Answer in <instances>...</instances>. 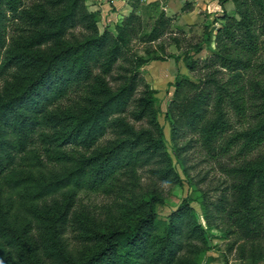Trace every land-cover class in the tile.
<instances>
[{
	"label": "trees",
	"instance_id": "16d2710c",
	"mask_svg": "<svg viewBox=\"0 0 264 264\" xmlns=\"http://www.w3.org/2000/svg\"><path fill=\"white\" fill-rule=\"evenodd\" d=\"M138 2L114 33L100 32L87 0H0V264H198L210 250L188 198L163 218L162 193H139L142 168L181 182L143 74L167 58L202 72L171 85L174 154L198 143L229 161L220 163L233 179L229 195L207 214L264 260V249L255 253L264 243V0H233L204 61L139 53L136 44L161 40L172 17L161 11L147 32ZM185 135L193 137L179 147ZM93 194L126 199L113 223L76 213Z\"/></svg>",
	"mask_w": 264,
	"mask_h": 264
},
{
	"label": "rangeland",
	"instance_id": "374dc122",
	"mask_svg": "<svg viewBox=\"0 0 264 264\" xmlns=\"http://www.w3.org/2000/svg\"><path fill=\"white\" fill-rule=\"evenodd\" d=\"M92 1V0H91ZM109 1V0H107ZM132 2V0H130ZM135 1V0H134ZM163 2V0H161ZM157 0H139V14L143 19L144 30L150 32L159 17L161 11L172 17L171 25L167 34L161 40L153 44H136V50L145 55L144 50L150 47L155 50L154 53L160 57H165L168 53L183 56L190 53L195 59L204 61L215 50L214 34L222 22L214 11L208 7L193 10L192 15H187L190 10L176 11L164 9L166 4ZM162 3V4H161ZM88 5V4H87ZM191 5V4H190ZM232 5L235 8L234 3ZM191 7V6H190ZM110 10V14L113 10ZM115 10V9H114ZM179 12V13H178ZM129 14V13H128ZM118 18V20H121ZM120 21L113 18L103 20L99 14L98 26L100 32L110 29L115 33V25ZM77 32H80L79 30ZM208 34H211V40H208ZM174 38L179 39L180 45L177 47ZM202 45L203 50L195 53L196 47ZM162 46L166 47V52ZM143 74L146 81L157 91V107L159 109V121L164 127L167 140L168 150L174 157L175 167L180 175L181 182L177 184L161 182L157 180L148 168H142L138 174L140 176L139 193H146L156 190L161 192L165 201L157 205V213L160 217L166 218L174 209L180 206L184 199L188 198L200 223L206 229L210 242V250L206 254L199 256L198 264H264V260L254 261L252 254V242L247 241L233 231L220 218L216 219L209 216L205 206L213 209L221 198L229 195V185L233 179L229 178L220 163L228 160H212L206 155V151L198 143H193L191 147H185L181 156L177 158L174 154L172 141V124L173 118L167 113L168 104L173 98L174 86H171L177 77H186L195 81L202 76L201 71H190L183 59L176 62L173 58H167L166 61L150 60L143 68ZM143 87L139 88L138 94ZM70 100H66L65 105H69ZM193 136L185 135L180 137L179 147L186 145ZM117 196V195H116ZM127 203L125 198L106 196L102 194H93L90 196L82 195L77 204L76 213L85 211L91 217L103 220L105 223H113L114 218L121 215L124 204ZM213 213V210L212 212ZM76 224V223H75ZM70 227L68 236L73 241L76 240L73 229ZM264 246V243H263ZM259 248L255 253L262 252L264 247Z\"/></svg>",
	"mask_w": 264,
	"mask_h": 264
},
{
	"label": "crops",
	"instance_id": "0c3cea01",
	"mask_svg": "<svg viewBox=\"0 0 264 264\" xmlns=\"http://www.w3.org/2000/svg\"><path fill=\"white\" fill-rule=\"evenodd\" d=\"M162 2L161 0H157ZM233 0H163V4H166L165 10H176V11H183V8L185 7L186 3H190L191 5L188 6L187 10H190L187 15L183 16H189L192 15L194 12L193 10H198L200 8H210L213 9L217 13V16H221L224 14V12L231 13L233 12ZM161 3V4H162ZM234 3V2H233ZM88 7L91 11L97 12L100 14V17L103 20H106L107 18H113L115 21H119L118 18H121L123 16L128 15L132 11V5L130 0H87ZM235 5V3H234ZM191 6V7H190ZM190 7V8H189ZM113 10L110 14V9ZM115 9V10H114ZM186 11V10H185ZM178 12V13H179ZM184 12V11H183ZM169 16V15H168Z\"/></svg>",
	"mask_w": 264,
	"mask_h": 264
}]
</instances>
